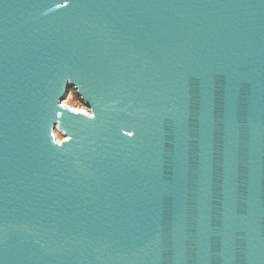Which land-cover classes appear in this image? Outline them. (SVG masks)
Masks as SVG:
<instances>
[{
	"label": "water",
	"instance_id": "obj_1",
	"mask_svg": "<svg viewBox=\"0 0 264 264\" xmlns=\"http://www.w3.org/2000/svg\"><path fill=\"white\" fill-rule=\"evenodd\" d=\"M0 264H264V0H0Z\"/></svg>",
	"mask_w": 264,
	"mask_h": 264
},
{
	"label": "trees",
	"instance_id": "obj_2",
	"mask_svg": "<svg viewBox=\"0 0 264 264\" xmlns=\"http://www.w3.org/2000/svg\"><path fill=\"white\" fill-rule=\"evenodd\" d=\"M67 98L70 99V100L75 101V102H76V103H75L76 106H84V105H83V102H82V100H81V98H80L79 95L76 93V90H75L74 88H71V89L69 90V93H68ZM67 98H66V100H68ZM57 136H58L59 138H62V136H61L59 133H57Z\"/></svg>",
	"mask_w": 264,
	"mask_h": 264
},
{
	"label": "rangeland",
	"instance_id": "obj_3",
	"mask_svg": "<svg viewBox=\"0 0 264 264\" xmlns=\"http://www.w3.org/2000/svg\"><path fill=\"white\" fill-rule=\"evenodd\" d=\"M75 103V101L68 99L63 102V105L75 110H84L85 112L90 113L88 108H86L85 106H76ZM58 139L61 140L62 138L58 137Z\"/></svg>",
	"mask_w": 264,
	"mask_h": 264
},
{
	"label": "built area",
	"instance_id": "obj_4",
	"mask_svg": "<svg viewBox=\"0 0 264 264\" xmlns=\"http://www.w3.org/2000/svg\"><path fill=\"white\" fill-rule=\"evenodd\" d=\"M62 104H63V102H62ZM80 111H84V110H80Z\"/></svg>",
	"mask_w": 264,
	"mask_h": 264
}]
</instances>
